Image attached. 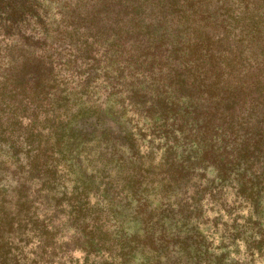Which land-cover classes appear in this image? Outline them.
Masks as SVG:
<instances>
[{"label":"trees","instance_id":"trees-1","mask_svg":"<svg viewBox=\"0 0 264 264\" xmlns=\"http://www.w3.org/2000/svg\"><path fill=\"white\" fill-rule=\"evenodd\" d=\"M0 164V264H264V0H0Z\"/></svg>","mask_w":264,"mask_h":264},{"label":"rangeland","instance_id":"rangeland-1","mask_svg":"<svg viewBox=\"0 0 264 264\" xmlns=\"http://www.w3.org/2000/svg\"><path fill=\"white\" fill-rule=\"evenodd\" d=\"M1 165V164H0ZM0 172H1V170H0ZM264 191V190H263ZM262 193V192H261ZM260 196H261V194H260ZM260 196H259V199H260ZM257 198V196H255V198H254V200ZM222 208V209H225V208H223L222 207V204H218V205H216L215 207H214V209H213V211L215 212H217L218 213V208ZM263 207H264V200H262V202H261V205L259 206V207H256V214L254 215L255 217H259V215H260V212H263L264 211V209H263ZM228 208H230V207H226V209H228ZM244 210L245 211H247L246 210V208H244ZM242 213V215H244V213L243 212H241ZM221 214H223L222 215V217L217 221L218 222V226H217V233H216V236H215V242L216 243H218V241H220V238H219V234H221V233H223V231H224V228L226 227V226H229L232 222H233V220H230V219H228V216L226 215L227 214V212H222ZM131 215L132 214H128L127 215V220L129 221L130 219H131ZM244 218H245V216H244ZM124 219V218H123ZM210 220H213V219H210ZM201 221V220H200ZM242 221L243 220H239V221H237V222H239V223H242ZM224 223V224H223ZM203 225V224H202ZM203 227V228H202ZM215 225L213 224V222L212 221H209L208 223H206V225L204 224L203 226H201V228L205 231V233H207V238L208 239H211V240H213V234H211L210 235V233L212 232L213 233V231H214V229H215ZM233 227V226H232ZM66 228H68V227H66ZM129 228V227H128ZM263 228H264V226H263ZM130 229V228H129ZM206 230H208V231H210V232H208V231H206ZM238 231V230H237ZM227 232H229V235L230 236H228V237H230V239H231V241L232 240H236L235 241V243L233 244L234 245V247L232 248V256H231V259H234V261H232L233 262V264H245V263H248L246 260H248L247 258H245L243 255H242V252H244V251H246V246H245V243H243V241H240V237H239V235L237 236L236 235V233H235V231L234 230H230V231H227ZM132 236V235H131ZM131 236H129L128 235V237H127V243L128 242H130L131 241ZM210 236H211V238H210ZM75 241V240H74ZM230 241V242H231ZM73 244H75V242H72ZM72 245V244H71ZM127 249V248H126ZM134 249H136L135 247L132 249V251L130 252V254H133L135 251H134ZM235 250L239 253V254H237L236 252H235ZM126 251V250H125ZM263 251H264V247H263ZM117 253H120V250H117ZM129 254V255H130ZM129 255L127 256V258H130L129 257ZM220 255V253L219 252H217L214 256H219ZM135 256H136V258L137 257H139V256H141V253H139V252H137L136 254H135ZM71 257H72V259H70V258H66L65 256H64V258H63V264H85L84 263V259H83V251L78 247V246H76L73 250H72V252H71ZM143 258V257H142ZM262 258H264V256H262ZM88 264H109V263H105L103 260H100V259H96V261H93V260H89L88 259ZM155 260H153V262H154ZM235 262V263H234ZM128 263L129 264H135V263H137V261L135 262V260H133V261H128ZM142 263V262H141ZM140 263V264H141ZM144 264V263H143ZM147 264H150V263H147ZM155 264H156V262H155Z\"/></svg>","mask_w":264,"mask_h":264}]
</instances>
